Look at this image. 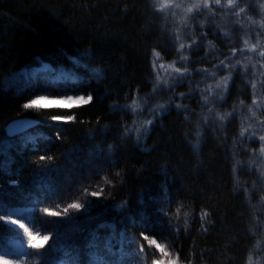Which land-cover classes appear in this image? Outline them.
I'll list each match as a JSON object with an SVG mask.
<instances>
[{
  "label": "trees",
  "instance_id": "obj_1",
  "mask_svg": "<svg viewBox=\"0 0 264 264\" xmlns=\"http://www.w3.org/2000/svg\"><path fill=\"white\" fill-rule=\"evenodd\" d=\"M209 3L214 8L213 0ZM222 9L178 28L154 0H0V202L33 234L53 232L57 225L52 222L59 220L70 253H56L57 259L90 264L95 252L100 260L120 261L118 234L124 231L129 241L143 243L144 251L137 253L136 243L127 244L129 255L121 264H153L160 254L140 239L147 228L140 216L144 212L150 222L162 223L146 234L167 244L180 264H248L250 254L264 264V154L259 151L264 68L249 65L245 74L246 60L238 55L246 49L244 40L249 45L260 40L257 48L262 50L264 36L247 21L258 17L255 5L240 16ZM178 32L181 42L174 39ZM182 42L186 60L179 63ZM233 48L236 68L227 91H218L216 83L229 72L214 70ZM153 50L161 55L157 71L168 79L156 93ZM173 61L187 67L183 77L159 69V63ZM208 85L215 92L205 106L201 90ZM88 95L93 99L87 105L24 107L38 96ZM138 97L147 104L143 112L132 114L126 106ZM253 98L259 107L252 105ZM159 104L166 111L141 132L139 142L135 133L126 134L127 128L151 119L149 108ZM228 113L232 115L218 119ZM54 115L75 119L53 121ZM25 118L38 125L9 136L7 127ZM249 125L256 136L241 143V128ZM197 132L199 148L194 150ZM85 188L88 193L103 189V194L97 200ZM89 200L94 202L90 214L75 209L63 213L68 204ZM45 209L59 211L61 217ZM205 211L208 216L202 220ZM3 223L0 248L12 253L9 258L16 259L21 248L34 252L22 229ZM93 233L98 248L89 245ZM112 233L117 235L109 255L103 242ZM28 264H36V257Z\"/></svg>",
  "mask_w": 264,
  "mask_h": 264
},
{
  "label": "snow or ice",
  "instance_id": "obj_2",
  "mask_svg": "<svg viewBox=\"0 0 264 264\" xmlns=\"http://www.w3.org/2000/svg\"><path fill=\"white\" fill-rule=\"evenodd\" d=\"M214 3L216 5H220L221 4V0H214ZM154 6L158 9L159 12H165V10L167 9H173V8H181V5L178 3H175V0H154ZM203 6L205 8L209 7V0H203ZM228 8H234L236 6V0H227V5ZM201 7V4L195 3L189 7H187L186 9H184V11L186 13H192L194 9L199 10ZM261 9L264 10V4L261 5ZM245 11L244 8H240L238 12H236L235 14L237 16H239L241 13H243ZM168 15L171 16H176L177 13L175 11H171L170 13H168ZM253 23H256V21H253ZM261 28H264V22L260 23ZM227 35V34H226ZM175 40H179L180 37L179 35H176L174 37ZM244 45L246 48H248L250 51H256L258 44H251L249 45V41L248 40H244ZM190 47V46H189ZM185 48V44L184 43H180L179 45V49H177L178 54L181 57V60H186V57L183 56L182 50ZM236 49L233 48L232 52L230 54V56L228 57V59L225 60H221L219 65L216 66V69L214 71H218V70H224L227 69L229 72V75L225 76L220 82H217V84L215 85V89H220L221 87H223V90L226 92L228 89V84L229 81L231 80V72L235 70L236 65L232 64V58L236 56ZM241 52H243V49H241ZM259 56L260 57H264V50L259 52ZM153 61H152V69L153 71L156 73V77H155V87L153 88V93H156L157 91L160 90V85L161 83L163 84H167L168 83V79L167 78H162L160 75V72L157 71V62L161 59V55L160 52L153 50ZM237 63H239V61H237ZM231 64V67H229V65ZM176 61H173L172 64L169 65H165L163 63H159V69L164 70V72L168 73L169 70H171V73H177L180 74L181 77H183L185 75V73L188 72V69L186 66L182 65L181 67H176ZM244 70H245V74L247 73L248 70V65L245 64L243 65ZM253 67H255V65H253ZM262 68H264V64L261 65ZM198 71H202L207 73V69H201ZM262 75H264V73H262ZM169 78L171 79H176L177 77L175 76H171L169 74ZM261 86H264V82H262ZM251 88L253 90H255L257 88V83L256 82H251ZM215 89L213 88L212 85H208L207 89L201 90L202 91V95L204 97V105L207 106L210 103V95L212 93L215 92ZM182 96L184 94H181ZM219 95V94H218ZM255 95V93H254ZM63 99L66 100L67 103L69 104H73V105H87L89 104L93 97L91 95H88L87 97L85 96H66ZM220 99H223V96L220 95ZM48 97L47 96H38L36 99L30 100L29 103H26L24 105V107L26 109H39V108H43L45 107V104L42 103L43 101H47ZM241 105L243 106V101L240 102ZM147 104V99L145 98H135L132 100L130 105H127L126 108L132 113V114H136L138 111L143 112V105ZM252 105H256L257 107H259V102L257 101V99L253 98L252 100ZM114 107H119L118 105H114ZM177 108H180L181 105H176ZM248 110L250 112H252L253 116H256V112L252 111V108L249 107ZM149 115L152 117L151 119H146L143 124L141 125V127H130L126 129V134L129 133H135L137 136V142H139V138H140V134L141 132H147L149 129V126L153 125V123L155 122V120L157 119V117L162 113V111H166V106L164 104H159V105H155L151 108H149ZM209 115L211 116L213 113V109L211 107H209L208 109ZM232 115L231 113H228L226 115H218V119L219 120H225L227 118V116ZM53 121H72L75 119L74 116H68L67 118L59 116V115H54L51 118ZM187 119V117H186ZM208 117H204V121L205 123H207ZM261 126H262V130H264V121H261ZM133 124H135V121L133 122ZM252 128V125H249L247 128L242 127L241 131L239 133L240 135V142L243 143V141L245 139H249L252 140L255 136L256 133L254 131H252L251 133L249 132V129ZM199 136L200 133L197 132L196 134V143L192 144V147L194 150L199 148ZM259 141H261V147L259 149L261 154H264V135H260L259 136ZM41 159H44V157L42 156ZM236 169H233V172L235 173ZM105 181L110 183V181H107V178L105 177ZM85 193L89 194L91 197L96 198L97 200H99V198L102 196L103 194V189H101L100 191H91L90 193H88V189L85 188L84 189ZM245 192H247V189H244ZM3 194L0 193V200H2ZM262 200H264V197H261ZM93 201L89 200L87 201L85 204H81L79 202H73L67 205V207L63 208V213L67 214L69 212L70 209H75L77 211H85L87 213L90 214V209L93 206ZM144 201L141 200V205L143 206ZM117 209H122L125 207V205H117L116 206ZM157 212H159L160 210L157 209ZM177 213H179L180 209L177 208ZM45 212L48 213V215L53 216V217H61V212L59 211H51L49 212L48 209H45ZM12 215L13 213L10 212L8 210L7 207L4 206V204L2 202H0V221H3V225L4 227H6L7 225H15L16 226V230H23L24 234H27V247L34 250V252H27L24 251L23 248H21V250L18 252L16 259H10L9 256L12 255L11 252H5L2 248H0V264H28V261L31 260L33 257H36V264H79L78 261L74 260V259H57L55 254L56 253H60L63 252L65 255H69L70 253V249H69V245L67 243L68 241V234L64 233L62 234L59 231V223L60 221H53L52 223L54 225H57V227L55 228V230L53 232H50L47 235H41L40 232H36L35 234H33V232L25 225V223H23L21 220H17V219H12ZM141 219L144 220L147 224V228L145 231H142L140 234V239L143 241H146L147 245L150 247H154L158 253L160 254V258L156 259L153 261V264H180V259H179V255L176 254L175 256L173 255V253L168 249V245L164 244V243H160L158 242V240L155 238V236H149L148 234H146L148 229H153L156 228L158 226H162L161 222H156L155 224L149 221V217L144 213L141 212L140 214ZM208 216V212L205 211L202 213L201 219L203 220L204 218H206ZM67 219H72V217H65ZM100 227H107V225H100ZM206 231V229H205ZM117 234L116 233H112L111 238H107L104 240L103 242V247L104 250L107 254L112 255V249H113V243L112 240L115 238ZM119 245H120V251H119V257H120V261H112L109 259H103L100 260V258L97 256V254L95 252H93V257L92 260L90 261V264H121V262L123 261L124 257L129 255V253H127L125 251V246L129 243H136V249L135 251L137 253H143L144 251V244L143 243H138L137 241L133 240V241H129L125 235L124 231H121L119 234ZM89 245L91 248H98V237L96 236L95 233L92 234L91 239L89 240ZM259 245H257L258 247ZM23 256L25 257L24 260H21L20 257ZM248 264H260V261H253L252 255L250 254L248 257Z\"/></svg>",
  "mask_w": 264,
  "mask_h": 264
},
{
  "label": "rangeland",
  "instance_id": "obj_3",
  "mask_svg": "<svg viewBox=\"0 0 264 264\" xmlns=\"http://www.w3.org/2000/svg\"><path fill=\"white\" fill-rule=\"evenodd\" d=\"M198 2L201 4V7H200L199 10L194 9L193 12L190 13V14L189 13H186L184 11V9H186L187 7H189V6H191V5L195 4V3H198ZM222 2H224L225 4L222 3ZM226 2H227V0H221V4L220 5H216L214 3V0H213L214 8L212 7V5H213L212 3H209V7L208 8H205L203 6V2H201L200 0H175V3L180 4L181 5V8L167 9L163 13L167 16L168 22H170L173 26H176L178 24L179 25L178 28H182L184 25H187V26L190 27L191 26V21H190L191 18H194L196 16L197 17H201L200 19L207 18L208 16L209 17L210 16L211 17L214 16L215 11L217 9H219L221 5H222V8H223L222 10L225 13H227V14L230 13V12H232V11L238 12L240 8H244L245 11L243 13H241L243 15V14L246 13V10H247L248 5L251 4V5H255V7L257 8L256 9V12H257L258 17L256 19H254V18H251V17L248 16L247 17L248 24H251V27L252 28H255L257 30V32H259L258 35L262 34L264 36V28H261V26H260V23L261 22H264V10L261 9V5L264 4L263 1L260 2L259 0H246V1L245 0H242V3L243 4H241L239 2L236 5V8L235 9L228 8L226 6ZM171 11H175L177 13V15L174 16V17L171 16V15H168V13H170ZM248 18H251V19H248ZM253 21H256V23H253ZM202 25H203V23H202ZM202 25L200 27H202ZM179 32H178V35H179ZM189 34H190V31H189ZM180 35H182V37H183V35H186V32L185 31H181V34ZM181 41H183V40L182 39L179 40V42H181ZM255 44H257V42ZM258 44H260V45L262 44L260 40L258 41ZM262 50H264V43H263ZM262 50H260L259 48H257L256 51L253 52V51H250L248 48H246V49H244L243 52L239 53L238 55L242 58V60L243 59L246 60V63H244V65L247 64L248 67H249V65L250 66L255 65L257 67V66H261L262 64H264V57H260L259 56V52L262 51ZM238 55L236 53L237 58H238ZM235 57H233L232 59L234 60ZM183 61L181 60V57H180L179 63H181ZM222 79H219L218 82H220ZM229 84H230V81H229ZM229 84H228V88H229ZM221 89L223 90V87H221L220 89H217V90L219 91ZM64 97H66V96H63V97H48V100L47 101H43L42 103L45 104V107H52V106L70 107V106H74L73 104L67 103L66 100L63 99ZM10 259H12V258H10Z\"/></svg>",
  "mask_w": 264,
  "mask_h": 264
},
{
  "label": "water",
  "instance_id": "obj_4",
  "mask_svg": "<svg viewBox=\"0 0 264 264\" xmlns=\"http://www.w3.org/2000/svg\"><path fill=\"white\" fill-rule=\"evenodd\" d=\"M36 126V122L34 120H19L11 123L7 127V133L11 137H15L23 134L24 132L33 129Z\"/></svg>",
  "mask_w": 264,
  "mask_h": 264
},
{
  "label": "bare ground",
  "instance_id": "obj_5",
  "mask_svg": "<svg viewBox=\"0 0 264 264\" xmlns=\"http://www.w3.org/2000/svg\"><path fill=\"white\" fill-rule=\"evenodd\" d=\"M26 119H28V120H33V119H29V118L19 119V120H26ZM19 120H15V121H13V122H16V121H19ZM34 121H35V120H34ZM13 122H12V123H13ZM35 122H36V126H37V125H38V122H37V121H35ZM36 126H35V127H36ZM35 127H34V128H35ZM34 128H33V129H34ZM31 130H32V129H30V130L24 132L23 134H26V133L30 132ZM21 135H22V134H21Z\"/></svg>",
  "mask_w": 264,
  "mask_h": 264
}]
</instances>
